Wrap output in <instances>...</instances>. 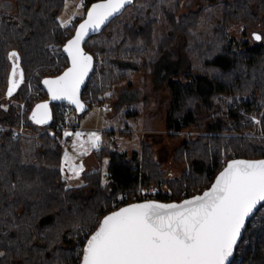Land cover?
Listing matches in <instances>:
<instances>
[{
    "label": "trees",
    "instance_id": "1",
    "mask_svg": "<svg viewBox=\"0 0 264 264\" xmlns=\"http://www.w3.org/2000/svg\"><path fill=\"white\" fill-rule=\"evenodd\" d=\"M15 1V11L0 7V97L8 86L11 50L21 56L24 81L14 94L17 103L0 105V124L20 125L26 118V129L37 135L0 134V264H80L102 217L123 205L115 206L121 194L131 202L141 199L142 188L157 186L160 199L180 200L211 185L225 166L224 154L226 163L232 153L264 157V42L247 38L249 28L264 27V0H197L199 7L186 13H180L183 0H133L85 40L94 67L81 94L86 109L75 107L72 123L113 95L119 82L132 80L138 71L154 72L168 53L183 46L188 73L168 82L172 100L166 128L174 136L194 126L202 132L178 150L179 162L188 163L180 177L166 176L148 143L142 154L131 156L105 143L96 154L110 157L108 181L98 166L84 173L80 186H68L64 177V133L47 130L65 121L63 102L51 100L46 123L35 122L32 112L50 98L44 81L70 65L64 46L99 0H84L85 14L74 18L71 32L60 20L66 0ZM213 5L219 8L214 16ZM235 28L241 36L232 33ZM54 44L65 62L56 73L51 67ZM29 76L41 97L29 94ZM24 100L28 108L23 113ZM142 112L138 108L130 116L135 119ZM253 115L261 117L257 126ZM250 230L251 242L245 244ZM231 264H264V206L249 222Z\"/></svg>",
    "mask_w": 264,
    "mask_h": 264
},
{
    "label": "snow or ice",
    "instance_id": "2",
    "mask_svg": "<svg viewBox=\"0 0 264 264\" xmlns=\"http://www.w3.org/2000/svg\"><path fill=\"white\" fill-rule=\"evenodd\" d=\"M131 2L106 0L88 10L87 19L64 47L72 66L60 77L44 81L53 100L66 99L83 109L78 93L91 69L92 57L84 53L81 42L90 30L98 29ZM254 39L260 40L261 36L254 34ZM11 57L18 59L15 52ZM15 87L13 80L9 96ZM47 108L46 103L37 105L32 119L46 123ZM41 109L45 110L43 114H39ZM80 135L76 133L77 138ZM89 138L96 147L99 136L92 133ZM69 170L79 174L73 165ZM257 205L264 206V160H233L203 195L180 204H132L104 217L87 240L82 264H226L246 218Z\"/></svg>",
    "mask_w": 264,
    "mask_h": 264
},
{
    "label": "rangeland",
    "instance_id": "3",
    "mask_svg": "<svg viewBox=\"0 0 264 264\" xmlns=\"http://www.w3.org/2000/svg\"><path fill=\"white\" fill-rule=\"evenodd\" d=\"M2 5L8 8H4ZM215 5L210 10L212 16L219 12V8ZM0 7L15 11L16 1L0 0ZM198 7L199 3L197 0H183L180 13H186ZM83 14H85L84 0H66L60 14V20L64 27H68L67 31L71 32L75 22L74 18ZM254 32L262 34L261 40L254 39ZM232 33L235 36H241L239 28L233 29ZM247 38L252 43L264 42V27L255 26L249 28L247 30ZM58 48V44H54L51 47V53L55 57V62L51 66L52 73H56L60 67L65 65ZM178 48L176 54L172 55L170 54L171 52L168 53L169 55L167 54L168 56L165 57L154 72L138 71L132 80L119 82L115 86V93L113 95L110 94L105 97L101 104L95 105L85 112L81 120L83 129L76 130L71 135L66 136L64 134L61 136L63 145L62 167L68 186H80L84 184V173L98 166L102 169L103 180L108 181L110 157L105 156L103 159H100L96 154V150L101 148L105 143L128 152L129 156L137 151H141L140 153L142 154L144 144L148 143L154 152L155 158L160 163V168L165 172L167 177L175 178L183 175L184 171L188 168V163L187 161L179 162L180 156L177 157L178 150L191 136L198 135L202 131L194 126L184 129L174 136L166 128V116L172 100L168 82L172 78H184L188 73L187 65L190 63L183 46ZM175 72H179L181 77L174 74ZM27 84L30 95L36 94L38 97H41L42 94L38 93L37 84L32 76H29ZM5 93L4 96L0 97V105L8 107V104L11 102L17 103L18 100L14 95H7V89ZM146 99L148 100V105L145 106ZM226 99L231 100V97H227ZM44 102L51 103L48 99ZM103 103L106 104L107 108L102 105ZM27 108L26 100L22 101V112L24 113ZM138 108L142 109L143 112L134 119L132 111ZM130 113H132V116H130ZM252 119L255 121L256 126L261 121V117L257 115H253ZM104 131L110 132V135L107 136ZM76 133L81 134L79 138H77ZM92 133L99 136L96 147L92 146L89 138ZM35 135L37 134L31 132V136L28 137ZM66 156L70 157V160L67 162L65 161ZM227 156L228 154H224V164L226 163ZM232 157H235L234 153H232ZM69 165L75 166L79 174L76 175L70 171ZM119 197L120 199L118 202H115V206L121 203L123 198L128 201V195L121 194ZM261 217H263V211L254 220V227L258 226L257 221ZM250 236L251 230L247 232L244 240L245 244L251 242Z\"/></svg>",
    "mask_w": 264,
    "mask_h": 264
},
{
    "label": "water",
    "instance_id": "4",
    "mask_svg": "<svg viewBox=\"0 0 264 264\" xmlns=\"http://www.w3.org/2000/svg\"><path fill=\"white\" fill-rule=\"evenodd\" d=\"M132 1H133V0H132ZM102 2H106V0H99V1H97V2H95V3H93L92 5H94V4H96V3H102ZM92 5L90 6V8L92 7ZM127 5H128V4H126V5L124 6V8H122L118 13H115L112 17H109V19H108L104 24H102L98 29H96L95 31H91V30H90L89 33H88V35L85 36L84 40L81 42V45H80V46H81L82 50L84 51V53H85L86 55H89V56L92 57L91 69L89 70L88 74L85 76V78H84V82L80 85V88H79L78 98H79V101H80V103H81L82 105H83V102H82V99H81V94H82L83 89L85 88V86H86L87 83H88V78H89V76H90V74H91V72H92V70H93V67H94V55H93L90 51L86 50V48L84 47V42H85V40H86L91 34H93V33H95V32H98V31H99L104 25H106V24H107V23H108V22H109V21H110L115 15L121 13V12L125 9V7H126ZM90 8H89V9H90ZM86 19H87V15H86V17H85V18H84V19L78 24V26H77V28H76V30H75V33H76V31L78 30L79 25H80L81 23H83ZM75 33L73 34V36H72L69 40H71V39L74 38ZM254 34H258V35H260L261 38H262V34H261L260 32H254L253 35H254ZM69 40H68V41H69ZM260 40H261V39H260ZM68 41H67V42H68ZM66 44H67V43H66ZM66 44H65V46H66ZM65 46H64V47H65ZM12 52H15V53L17 54L18 59H15V58H12V57H11V53H12ZM9 56H10V59H11V61H12V66H11V70H10V73H9L8 86H7V95H8V90L12 87V82H13V80H15V81H16V87H15V89H14L13 92H12V95H14L15 93H17V91L19 90L20 86L23 84V81H24V69H23V67H22V64H21V56H20V54H19L18 51H16V50H11V51L9 52ZM71 66H72V64H71V58H70V65H69V66H68V67H67L62 73H60V74L57 75V76L50 77V78H48V79H46V80H53V79H56V78L60 77V76L63 75V73L66 72ZM14 67L16 68V74H17V77H16V75L13 76V68H14ZM21 73L23 74V75H22V78H21ZM45 86L48 88L47 85H45ZM8 96H9V95H8ZM48 100H50V102H51V100H53L52 97H51V93H50V98H49ZM55 101H59V102H68V103H69V101L66 100V99H64V100H55ZM45 103L48 105L47 113H48V117H49V118L47 119V122H49V121L51 120V116H52V115H51V114H52V113H51V112H52V111H51V103L49 104V103H47V102L42 101V102L38 103L37 105L45 104ZM70 104H72V103H70ZM37 105H36V107L34 108V110H33V112H32V115H33V113L36 111ZM72 105H74V106L76 107L75 104H72ZM85 109H86V107L83 106V109H82V110L79 109V111H80V112H83V111H85ZM44 111H45V110L41 109L39 114H43ZM39 114H38V115H39ZM233 160L260 161V160H264V157H260V158L232 157L231 159L228 160V162L225 164V166L219 171V173L217 174V176L215 177V179L213 180V182L211 183V185H210L209 187L205 188L202 192H198V193H195V194H193V195H190V196L184 197V198H182V199H180V200H163V199H156V198H147V199H140V200L131 201V202L126 203V204L122 205L121 207H118V208L112 210L111 212L107 213L106 215H104V216L102 217L101 221H102L103 218L106 217L107 215H109V214H111V213H113V212H116V211L120 210L121 208H124V207H127V206H129V205H132V204L145 203V202H156V203H162V204H173V203H175V204H180V203H182L183 201H185V200H189V199H192V198L195 197V196L203 195L204 192L210 190V188H211L212 185L214 184V182H215L216 178L218 177V175L220 174V172H222V171L224 170V168L227 167V164L230 163V162L233 161ZM260 207H261V205H257V207H256V208L253 210V212L249 215V217L246 218V220H245V227H244V229H242V235H241V237L239 238V240H238V242H237V245L234 247L232 255L228 258V261H226V264H231V262L233 261L235 255H236V251H237V247H238V245H239V242H240V240L242 239V237H243V235H244V232H245V230H246V228H247V226H248L250 220L252 219V217L255 215V213L258 211V209H259ZM101 221H100V222H101ZM99 225H100V224H99ZM98 228H99V226H98ZM98 228H97V229H98ZM94 232H95V231H94ZM94 232H93L92 234H94ZM92 234H91V235H92ZM91 235H90V236H91ZM89 238H90V237H89ZM80 264H82V261H81Z\"/></svg>",
    "mask_w": 264,
    "mask_h": 264
},
{
    "label": "built area",
    "instance_id": "5",
    "mask_svg": "<svg viewBox=\"0 0 264 264\" xmlns=\"http://www.w3.org/2000/svg\"><path fill=\"white\" fill-rule=\"evenodd\" d=\"M104 107L107 108L106 104H102ZM61 110L63 115L65 116V121L60 122L59 124L50 126L47 130L52 132H63L64 134L71 131L74 132L79 129H83L81 126V121L77 120L74 123L70 121V118L75 114V106L68 103L63 102L61 104ZM27 119L23 118L20 125H11V124H0V134H10L13 138H19L20 136H31V132L26 129ZM159 189L157 186H150L141 189V199L144 198H156L159 199ZM183 197H186L184 194ZM123 204L128 203L127 200L124 198L122 199ZM256 219V218H255Z\"/></svg>",
    "mask_w": 264,
    "mask_h": 264
},
{
    "label": "crops",
    "instance_id": "6",
    "mask_svg": "<svg viewBox=\"0 0 264 264\" xmlns=\"http://www.w3.org/2000/svg\"><path fill=\"white\" fill-rule=\"evenodd\" d=\"M2 7H4V8H8L7 6H5V5H2Z\"/></svg>",
    "mask_w": 264,
    "mask_h": 264
}]
</instances>
